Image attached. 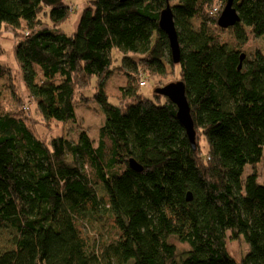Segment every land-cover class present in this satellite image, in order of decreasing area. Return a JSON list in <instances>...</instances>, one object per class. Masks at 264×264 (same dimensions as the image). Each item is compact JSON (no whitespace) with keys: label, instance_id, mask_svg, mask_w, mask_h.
I'll use <instances>...</instances> for the list:
<instances>
[{"label":"trees","instance_id":"obj_1","mask_svg":"<svg viewBox=\"0 0 264 264\" xmlns=\"http://www.w3.org/2000/svg\"><path fill=\"white\" fill-rule=\"evenodd\" d=\"M217 1L170 0L182 47L175 64L159 25L166 0H88L73 33L63 28L74 14L68 0H0V36L14 34L19 66L0 60V227L16 229L0 264H138L143 256L146 264H264V184L255 171L244 178L264 155V50L243 51L264 35V0H235L236 44L208 25L218 24ZM115 53L130 70L113 102L106 84ZM177 65L196 149L177 106L139 90L141 77L174 74ZM91 86L93 97L82 94ZM88 100L105 114L97 141L81 122L77 138L50 140L28 122L30 103L47 125L62 126ZM130 158L144 169L134 171ZM103 183L119 184L118 203L113 191L99 196ZM111 209L135 256L125 257L119 236L84 232ZM238 239L250 247L241 263L228 248Z\"/></svg>","mask_w":264,"mask_h":264},{"label":"rangeland","instance_id":"obj_2","mask_svg":"<svg viewBox=\"0 0 264 264\" xmlns=\"http://www.w3.org/2000/svg\"><path fill=\"white\" fill-rule=\"evenodd\" d=\"M73 5L71 10L74 11L73 16L70 18L68 22L64 24V29L67 33H73L77 25L80 21V17L83 12V7L85 4H87L88 0H68ZM226 3H223L221 1H217L213 5V14L212 16L215 17L217 12L220 10L221 13L225 7ZM211 10V11H212ZM220 13V15H221ZM219 15V17H220ZM219 19V18H218ZM193 23L196 27L199 26L200 20L199 19H193ZM210 28L217 33V35L220 36L221 41H229L232 44H236L235 36L232 30L230 28H221L218 24L215 25L214 23L208 24ZM0 41L2 45V54H1V62L7 64L13 72H17L19 66L16 60L15 51H14V44H15V37L14 34L11 31L5 30L3 34L0 36ZM246 48V49H245ZM243 49L244 52H251L256 49H262L264 50V35H262L260 38L252 39L248 44L247 47L245 46ZM116 60H115V71L112 77L109 79L108 83L106 84V91L111 96V100L113 102H116L117 95L119 93V87L123 86L126 83V70L129 71L130 68L128 66H124V61L122 60V56L120 53H115ZM136 59H139L140 57L135 56ZM177 70L174 74H168V75H156L154 77H141V80H146L147 83L144 86H140L139 90L140 92L147 98H153L155 99L154 93L157 91V87L166 85L170 82L178 81L180 80L179 77V65H177ZM141 72H145L143 68H141ZM145 76H147L145 73H143ZM20 84V83H18ZM95 88L93 86L88 87L82 92L87 97H93L95 93ZM30 110L28 114V122L34 129L37 130V133L39 136H45L47 137V140L51 139V135L53 134H61L66 133L70 137H78V130H77V124H83L87 130L89 131V134L91 137L94 138L95 141L98 139V133L101 128V126L104 124L105 120V114L102 106L95 100H88L87 102H80L78 106L76 107L77 112V121L67 124H63L62 126L59 123L52 122L50 125H47L45 121L42 119V116L40 115L36 104L30 103ZM81 122V123H80ZM50 136V137H49ZM201 146L203 149H205V143L202 140ZM257 172L258 174V180L264 184V155L262 158V161L256 165V166H246L244 178L247 176V174L251 172ZM118 185L112 184V190L110 189L109 185L106 183L101 184L98 187V194L99 196H104V194H107V191H113L114 195V201L115 203H118V195H117V189ZM114 212V211H113ZM112 212V209L110 211V214L114 215V218L107 214L106 216L102 217L101 220L92 225L89 224V226L84 227V232L92 237L99 239L103 236V239L105 241H110L115 236L121 237L125 249V257H131L135 256L133 249L130 246V239L128 234L124 230L123 226V219L120 215L117 214V216ZM16 235V229L12 228L11 226H3L0 227V253L9 250L11 248H14V237ZM110 236H113L112 238ZM174 242L180 247H184L183 244L177 242L175 239H173ZM228 248L230 253L241 263L242 257L244 254H246L250 247L248 243H246L242 239L238 240H228ZM144 260L139 262L138 264H146L147 260L149 259L148 256H143Z\"/></svg>","mask_w":264,"mask_h":264},{"label":"water","instance_id":"obj_3","mask_svg":"<svg viewBox=\"0 0 264 264\" xmlns=\"http://www.w3.org/2000/svg\"><path fill=\"white\" fill-rule=\"evenodd\" d=\"M121 1L125 2L128 0H121ZM234 4H235V0L226 1L225 7L218 19V25L221 28L227 29L240 21V15ZM159 25L160 28L166 33L168 37L173 62L175 64L180 63L182 47L179 40V33L176 25L175 13L170 3V0H166V7L160 13ZM245 57L246 54L243 53L240 59L241 62ZM241 66L242 65L240 64L239 69L241 68ZM157 93L169 98L177 106V117L179 121L183 124L193 149H196L197 140H196L195 124L191 112V106L187 97L186 85L184 81L178 80L160 86L157 88ZM129 165L134 171L137 172H140L144 169L143 165L140 164L134 158H130ZM192 198H193L192 193L188 192L187 200L190 201L192 200Z\"/></svg>","mask_w":264,"mask_h":264},{"label":"built area","instance_id":"obj_4","mask_svg":"<svg viewBox=\"0 0 264 264\" xmlns=\"http://www.w3.org/2000/svg\"><path fill=\"white\" fill-rule=\"evenodd\" d=\"M146 83H147L146 80H141L140 85H141V86H144V85H146ZM25 108H26V109H29V106L26 105Z\"/></svg>","mask_w":264,"mask_h":264}]
</instances>
